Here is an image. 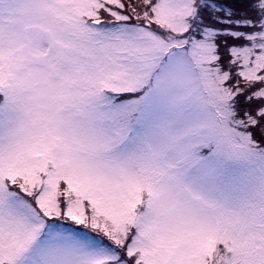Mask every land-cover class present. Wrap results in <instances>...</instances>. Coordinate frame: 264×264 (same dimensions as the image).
<instances>
[{"label": "snow or ice", "instance_id": "obj_1", "mask_svg": "<svg viewBox=\"0 0 264 264\" xmlns=\"http://www.w3.org/2000/svg\"><path fill=\"white\" fill-rule=\"evenodd\" d=\"M0 264H264V0H0Z\"/></svg>", "mask_w": 264, "mask_h": 264}]
</instances>
